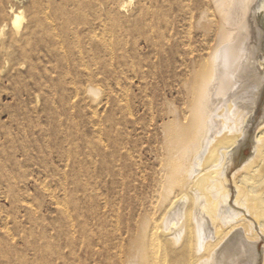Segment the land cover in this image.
<instances>
[{
    "label": "rangeland",
    "instance_id": "rangeland-1",
    "mask_svg": "<svg viewBox=\"0 0 264 264\" xmlns=\"http://www.w3.org/2000/svg\"><path fill=\"white\" fill-rule=\"evenodd\" d=\"M121 2L126 9L118 12ZM19 12L21 40L12 25ZM148 12L167 35L160 52L141 36ZM202 12L216 18L209 0H0V264H98V217L109 221L102 207L121 206L134 194L126 185L137 184L135 153L130 161L122 159L119 175L114 143L129 134L138 145L148 141L150 116L143 105L151 97L160 110L167 106L164 98L178 103L177 75L187 44L195 47L203 39L195 24ZM259 54L264 67V52ZM129 62L138 64V72L148 70L144 83L132 79ZM90 87L98 91L96 98L87 93ZM125 97L136 127L118 119L117 99L121 107ZM262 114L250 121V135L258 132ZM157 133L150 128L148 136ZM142 162L151 173V155L143 153Z\"/></svg>",
    "mask_w": 264,
    "mask_h": 264
},
{
    "label": "bare ground",
    "instance_id": "bare-ground-1",
    "mask_svg": "<svg viewBox=\"0 0 264 264\" xmlns=\"http://www.w3.org/2000/svg\"><path fill=\"white\" fill-rule=\"evenodd\" d=\"M209 3L216 18L202 12L195 22L203 39L195 47L186 46L185 64L177 75L180 101L164 98L167 106L160 110L151 97L143 105L150 116L145 128L148 141L138 145L129 134L125 142L114 143L119 160L113 166L119 175L122 159L130 161L131 153H135L137 170L133 181L137 184L126 185L127 191L134 194L121 206L102 207L109 221L102 223L103 215L98 217V264H264V67L258 57L264 52V1ZM126 4H116L117 11H124ZM22 20L20 12L13 18L16 38L21 37ZM143 22L141 36L144 34L146 45L160 52L168 39L160 32L158 17L148 12ZM138 68L132 62L128 69L134 74L132 79L144 83L150 73L138 72ZM88 92L95 98L98 95L91 87ZM122 98L117 99L118 119H129L136 127L126 97L120 107ZM256 112L263 113L260 128L250 135V121ZM116 126L119 134L120 121ZM150 128L158 132L153 139L148 136ZM103 135L107 136V132ZM246 148L249 157H245ZM143 153L151 155V173L144 167ZM105 224L107 231L102 227ZM107 233L109 238L102 239Z\"/></svg>",
    "mask_w": 264,
    "mask_h": 264
}]
</instances>
